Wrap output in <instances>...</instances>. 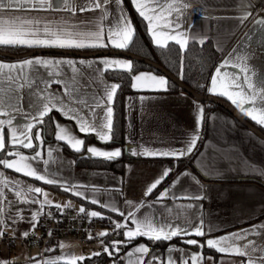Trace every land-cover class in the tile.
<instances>
[{
  "label": "crops",
  "instance_id": "0c3cea01",
  "mask_svg": "<svg viewBox=\"0 0 264 264\" xmlns=\"http://www.w3.org/2000/svg\"><path fill=\"white\" fill-rule=\"evenodd\" d=\"M127 2L131 10L135 11L138 15L139 13L132 3V0H124L121 6L125 9L128 19L132 21L130 9H128L126 4ZM146 2L150 3L151 0H146ZM163 2L164 0H161V3ZM189 3L192 7L187 9L184 14L180 16L178 22L181 24V28L177 29V31L185 32L189 37H197L196 40L190 38L188 43L193 41L198 42L200 38H203L204 41L210 40L213 43L221 57L214 67L211 76L215 73V68L228 58L229 53L246 39V34L252 37L251 40L248 41L247 52L251 54V58L247 61V66L250 72L255 71L257 76H264V44L260 43L262 33H264V26L255 24L256 20L264 19V0H189ZM244 10H247L251 15L241 24L239 17L244 14ZM108 12V19L103 22V27L105 29L109 27L110 22L114 24L115 17H118L120 14L115 4L108 6ZM100 15V10L94 12L86 11L83 13L77 11L75 16L67 11H0V18L14 16L35 18L42 22H51L53 27H55L57 23H62L67 20L70 24L77 25L78 30L92 28V25L81 24L79 23L80 21H98ZM176 15L177 13L173 12L172 16L168 17V19L175 20ZM141 18L143 19V17ZM144 21L147 27L148 21ZM174 26L175 25H173V27ZM147 33L151 43L157 46L152 39V33L149 32L148 27ZM28 49L29 51L61 50L83 53L123 50L114 48L110 44L108 47L97 49ZM35 57L45 59H73L77 61V66L85 73L81 83H83V80L91 81V86L87 90L88 95L89 97L95 95L98 99L104 97V88L106 85L110 86L113 83L118 84L105 77V70H103V65L100 64L99 61L102 59H123L130 61V59L126 57L116 55L77 56L73 54L43 52L24 58H0V62L18 63L23 59ZM81 59L92 62L93 69L99 68L101 71L93 73V69H88L85 66L79 65L78 62ZM63 68L66 73L63 76H56L51 68L39 66L36 75L33 76V74L29 72V76L32 77L33 80L39 81V89H44L46 87L45 82H48L50 84V87L47 89L49 93L54 91L57 96H63V81L71 82L70 77L73 75L71 68L67 66H63ZM109 70L124 69L113 68ZM221 71L222 73L239 74V69L231 66H226L222 68ZM49 72L53 74L48 75ZM90 73L91 75H89ZM140 73H150L152 75L163 76L166 79L164 75L148 70L141 71L135 75ZM240 75L241 78H243V74ZM211 76L208 88L211 86ZM256 79V77H253L254 82ZM58 80L62 82L57 83L56 81ZM22 82V80H17L13 87L18 90L12 92L7 91L8 82H4L6 91L3 95L6 110L9 112V115H0V120L13 118L12 126L5 125V137L8 150H19L22 154L28 156L33 155L35 151H40L41 157L38 158L37 161H31L33 167L37 168L41 173L46 174L48 178L56 179L57 184H45L43 181H38L34 178L23 176L22 173H16L11 169H7L3 165H0V174H3V179L5 180L19 181L21 188H26V186L30 185L33 187H41L44 192H47L49 194L48 198L53 201V204L52 206H45L43 211L50 208L55 209V204H61V208H65V205H72V207L68 208H73L75 210L83 206L89 212H100L101 217H105L107 214L117 216L118 220L124 221L130 228H134L135 225L131 223V219L121 217L119 215L120 211H123L125 216H127L129 211L135 212L136 219L142 220L145 216H151L154 222L158 224L170 221L185 228L189 226L188 222L199 227L200 219L202 218L204 221L203 227L207 233L205 237L182 235L180 237H175L179 239L181 243H169L164 248L162 255L149 252L146 255L134 253L132 257H128L126 253L132 251L134 247L139 244H144L151 249V244L147 243V237H139L133 241V243L127 245L123 254L119 257V260L109 258L111 261H115V264H129V260H131L132 264H137L138 259H142L143 264H149V261H152V264H169V257H171L172 264H184L185 260L188 261V264H192L190 256L192 254L201 253L205 257L202 264H236L238 261L247 260V257L220 254L215 250L217 255L214 256L213 254L203 253L198 246L183 243V241L187 239H197L201 244H204L208 238H219L238 232L241 229H249L253 225L264 224V139L257 136L244 125L237 124L235 118L227 108L220 105L228 112L220 108H212L210 106L212 104L211 102L200 101L183 91L172 93L163 90H138L133 88L134 92L128 95L125 101V145L123 147L101 142L94 134L79 132V127L75 120H69L56 110L50 113L51 118L61 126H65L71 134L75 135L77 138L85 139V146L82 150H84L86 156L93 157L86 152V148L89 146H95L102 150L121 148L122 154L129 157L125 162V170L121 176L104 169L77 167L74 160L63 152L62 144L64 143L71 150L73 149L65 141H58L55 139V128L52 133L53 139L51 140L45 138V133L40 127L33 129V134L37 131L41 132V139L44 141L43 144H40V141L33 140L34 144L39 145L33 152L20 149L22 147L12 148L11 144L8 143V141H10L11 128L16 127L17 135L19 136L24 130L22 126L29 122H33L31 120V115L36 114L35 109L30 108L28 104V100L35 102L38 99L37 96L30 94L36 90V85L33 84L30 88L28 84L25 83L23 88H19ZM133 82L132 80V83ZM208 95L224 100L252 126L255 127V125H257L264 129V126L257 124L250 117L244 116L236 105L228 100L227 97L215 95L209 91ZM17 96L23 97L19 103V111L15 108L7 107L9 103H16ZM141 97H143V99H141ZM89 102L91 103V100ZM104 102L106 103V98H104ZM65 103H68L66 97ZM71 106L78 107L76 104H72ZM199 107L204 108L205 118L199 125L200 138L193 153L179 159L162 156L132 155V151L140 152L142 150L141 146L147 147L150 151H167L185 147L186 142L191 139L192 134L198 127L196 117ZM96 111V123L99 124L104 116V109H97ZM80 114L84 115L89 120L92 119L90 113H88L86 109ZM50 150L52 151V158L49 160L48 165H44L43 160L49 159L47 153ZM7 159L12 160L18 158L12 156L7 157ZM186 159H191L190 161L197 173L186 163H181V161H186ZM168 168L173 169L169 174L170 177L168 176V181L156 192H153L149 196H144L146 188L159 177L162 171ZM45 169H47L46 173L44 172ZM185 171L197 176L201 184L204 185V188H199V186L192 181L190 176H181ZM204 173H207V175H204ZM178 176H180V183L170 189L169 196L162 201L153 203L165 188H169L170 185L173 184ZM69 186L74 187L70 188L69 191H65L64 189ZM16 190L15 185L12 183L7 187H5L3 183H0V191H3L6 197L3 203H0V208L4 209L3 214L0 215V219L5 220V225L2 227L7 229L6 236L10 238L9 241L0 242V258L14 259L20 257L22 258L21 264H37V261L43 264V261L46 259L62 257L63 259L59 261V264H66L69 258L75 256V245L64 244L65 247L63 248L59 245L56 248H50L51 250L48 249L42 256L38 249L29 248L23 243L22 233L26 230L30 231V233L33 232L27 220H30L31 213L37 211L40 205L21 202L25 197H16ZM77 190L82 193L81 196L74 194ZM192 192L206 195V198L198 201L182 199V197ZM33 197L40 202L44 200L42 194L37 195L28 193L27 198L29 200ZM92 199H96L98 203L92 204ZM126 201H131L132 204L129 205ZM141 202H143L145 206L141 207L140 211L137 212L136 206ZM149 204H151L152 207H148L147 205ZM188 204H192L194 207L187 209L186 206ZM195 205H200L201 207H195ZM112 207H115L118 211H112ZM178 213L179 218L177 219ZM21 216L27 219L21 220ZM13 220L16 222L13 223ZM209 228H211V232L208 231ZM12 230L16 232L14 238L12 236ZM127 230L126 228L125 231ZM194 230L195 229L192 228L193 232ZM260 231L261 235L249 236V239L254 241L257 247H259L260 243L264 242V230ZM151 243L153 245L155 242ZM238 243L243 244L245 241H240ZM169 247H176L182 251H173L169 253L167 251ZM26 249V252L23 251ZM82 252L87 256L90 251L82 250ZM154 256L159 259L153 260L152 258ZM207 257H212L213 259L208 260ZM85 259L89 258L86 257ZM83 261H78L77 264Z\"/></svg>",
  "mask_w": 264,
  "mask_h": 264
},
{
  "label": "snow or ice",
  "instance_id": "6c2138e0",
  "mask_svg": "<svg viewBox=\"0 0 264 264\" xmlns=\"http://www.w3.org/2000/svg\"><path fill=\"white\" fill-rule=\"evenodd\" d=\"M123 3L124 0H0V11H67L73 16H75L77 11L83 13L86 11L94 12L100 10L101 12L98 21L89 20L79 22L81 24L92 25V28L85 30H78L77 25L70 24L67 20L62 23H57L56 26L53 27L51 22H42L35 18L23 16L0 18V46L11 48L97 49L108 47L110 44L117 49H128L133 43L135 29L132 21L128 19L125 9L121 6ZM132 3L135 5L139 15L143 17L144 20L148 21V30L152 33V39L158 47L166 48L169 41H174L183 50L186 49L190 38L193 40L197 39L195 36L189 37L185 32L177 31V29L181 28V24L178 22L180 16L183 15L187 9L192 7L189 0H164L163 3H161V0H151L150 3L146 2V0H132ZM112 4L116 5L120 14L118 17H115V23L112 24L110 22L109 27L105 29L103 27V22L108 19V6ZM173 12L177 13L175 20L168 19V17L172 16ZM250 15L251 13L244 10V14L239 17L240 23L243 24ZM255 24L264 26V19L256 20ZM173 25L175 26L173 27ZM251 38V35L246 34V39L242 41L237 48H234L232 52L229 53L228 58L215 68V73L211 76V86L208 88V91L215 95L227 97L228 100L236 105L244 116L250 117L257 124L264 126V76H257L255 71L250 72V69L247 66V61L251 58V54L247 52L248 41H250ZM198 42L203 45L204 39L200 38ZM260 43L264 44V33H262ZM99 63L103 65V70L105 71L113 68L124 69L128 72L133 70V64L128 60L102 59ZM78 64L85 66L88 69H93V64L90 61L81 59ZM38 66L53 69L56 76H63L66 74L63 66L71 68V72L73 73L70 77L71 82L63 81V96H57L54 91L49 93L47 91L48 87H50L48 82H45L46 87L44 89H39V81L33 80L32 77L29 76V72H31L33 76L36 75L38 72ZM226 66L238 68L239 74H230L227 72L222 73L221 69ZM99 71H101L99 68L93 69V73ZM52 74V72L48 73V75ZM240 74H243V78H241ZM89 75H91V73ZM84 76L85 73L77 66V61L73 59H45L35 57L23 59L18 63L0 62V115H9V112L6 110L3 95L6 91L4 87L5 81L8 82V92L18 90L13 87L17 80L23 81L20 83L19 88H23L25 83H27L30 88L35 84L36 90L30 94L38 97L35 102L28 100L29 107L34 108L36 111L35 115L29 114L31 115V120L33 122L23 125L22 127L24 130L19 136L17 135V128H11L10 141H8V143L11 144L12 148H38L39 145L34 144L33 140L40 141V144H43L44 141L41 139V132L37 131L33 134V129L37 124H44V118L49 117L56 129L55 139L58 141H65L77 153L82 152V149L85 146V139L77 138L75 135L71 134L65 126H61L59 123L55 122L54 119L49 116L53 110L60 112L69 120H75L79 127V132L94 134L97 139L104 143L114 141L113 107L111 105L113 104L116 91L120 85L116 83H113L110 86L106 85L103 98L98 99L95 95L89 97L87 90L91 86V81L83 80V83H81ZM253 77L257 78L255 82ZM132 80L134 81L131 85L132 88L138 90L148 89L154 91H167L169 86L168 81L163 76L152 75L150 73L133 75ZM56 82L61 83L62 81L58 80ZM65 97L67 98L68 103H65ZM104 98H106V103L104 102ZM22 99V96H17L16 103H9L7 104V107L15 108L19 111V103ZM141 99H143V97H141ZM90 100L91 103L89 102ZM72 104H76L78 107H72ZM85 109L90 113L91 120L80 114ZM97 109H104V116L99 124L96 123ZM204 118L205 110L203 107H199L196 117L198 127L192 134L191 139L186 142L185 147L167 151H150L147 147L141 146L142 150L140 152L132 151V155L152 157L162 156L179 159L193 153L200 138L199 125L203 122ZM5 125L12 126L13 118L0 120V152L5 153L8 157L14 156L18 159L9 160L7 158H2L0 159V165H3L5 168L11 169L16 173H22L23 176L43 181L48 185L57 184L56 179L48 178L46 174L41 173L37 168L33 167L31 161H37V159L41 157L40 151H35L33 155L28 156L22 154L19 150H8L5 137ZM86 152L93 157H100L108 161H113L122 154L121 148L102 150L95 146L87 147ZM47 155L49 159L43 160L44 165L49 164V160L52 158V151H48ZM172 171V168L162 171L159 177L146 188L144 196L151 195ZM44 172L46 173L47 169H45ZM204 175H207V173H204ZM181 176H190L192 181L199 186V188H204V185L201 184L199 178L188 171L182 173ZM0 183H3L5 187L10 183L14 184L17 189L15 192L16 197H25L21 202L40 205L37 211L31 213L30 220H27V222L30 223L34 234V229L39 223L38 218L45 214L43 212L44 207L52 206L53 204V201L48 198L49 194L44 192L41 187H33L29 185L26 186V188H21L19 181L5 180L3 179V174H0ZM179 183L180 176L177 177L169 188H165L153 203L162 201L168 197L170 189L174 188L176 184ZM72 187L74 186L66 187L64 190L69 191ZM28 193H34L37 195L42 194L44 200L40 202L34 197L29 200L27 198ZM74 194L77 196L82 195L78 190L75 191ZM205 198L206 195H201L197 192H192L182 197V199L197 201ZM4 199H6L5 194L3 191H0V203H3ZM91 203L97 204L98 201L92 199ZM126 203L129 205L132 204L131 201H126ZM144 206V203L141 202L136 206V211L139 212L140 208ZM147 206L152 207L151 204ZM54 207L60 210L62 206L61 204H55ZM64 207H72V205H65ZM193 207L194 205L192 204L186 206L187 209ZM195 207L201 206L195 205ZM111 210L118 211L115 207H112ZM3 212L4 209L0 208V215H2ZM78 212L80 214H85L90 218L101 217L100 212H89L83 206L79 207ZM46 215L51 217L52 213L48 212ZM119 215L125 217V219H131V223L135 225V227L130 228L127 224L115 222L116 229L127 228L128 230L121 233L126 240L112 241L111 250L109 246H103L102 251L107 253L110 257L121 251V245L127 247L128 244L133 243V241L139 237H147L151 242H166L182 235H194L196 237H205L207 235L203 227L204 221L202 218L199 221V227L188 222L189 226L185 228L170 221L158 224L154 222L151 216H145L142 220L136 219V213L131 211L128 212L127 216H125L123 211H120ZM178 218L179 213L177 214V219ZM20 219L26 220L27 218L21 216ZM15 222L16 221L13 220V223ZM4 225L5 220L0 219V239H2L7 233V229L2 227ZM192 228L195 229L194 232L192 231ZM260 230H264V224L253 225L249 229H241L238 232L221 236L219 238H208L204 244H201L197 239H187L184 240L183 243L198 246L201 249L206 246L208 249L215 250L220 254L247 257L246 261H238L236 264H264V242L260 243L259 247H257L255 242L249 239V236L261 235ZM208 231L211 232V228H209ZM29 234L30 231L28 230L22 233L23 237H28ZM48 234L51 236V232ZM108 234L107 231H101L97 235L100 237H106ZM15 235V230H12L13 238ZM88 238L93 239L91 234H89ZM240 241H245V243H238ZM101 243L103 244V242ZM60 247L63 248L65 245L61 244ZM167 251L171 253L173 251L180 252L182 250L176 247H169ZM149 252V247L144 244H139L134 247L132 251L127 252L126 255L132 257L134 253L146 255ZM100 254L99 251L91 253L93 256H98ZM61 259L63 258L57 257L54 259H46L43 261V264H59ZM84 259V255L72 256L66 261V264H77L78 261H83ZM152 259L157 260L159 258L154 256ZM204 259L205 257L202 253L192 254L190 256L192 264H202ZM207 259L212 260L213 258L207 257ZM21 260L22 258L20 257L14 259L0 258V264H21ZM37 264H40V262L37 261ZM113 264H115V261ZM129 264H132L131 260H129ZM137 264H143V260L138 259ZM149 264H152V261H149ZM169 264H172L171 257H169ZM184 264H188V261L185 260Z\"/></svg>",
  "mask_w": 264,
  "mask_h": 264
},
{
  "label": "trees",
  "instance_id": "16d2710c",
  "mask_svg": "<svg viewBox=\"0 0 264 264\" xmlns=\"http://www.w3.org/2000/svg\"><path fill=\"white\" fill-rule=\"evenodd\" d=\"M127 7L130 9L135 34L133 37V43L129 46L128 49H123L129 54L150 60L155 61L158 60L161 65L173 76L181 80L186 86L195 91L197 94L201 96L208 95V83L211 76V73L219 61L221 55L214 47L213 43L210 40L204 41V44L201 45L199 42H189L186 49H181L180 46L174 42H168L166 48H161L155 46L151 43L149 35L147 33V27L145 21L133 10L129 3L127 2ZM1 52H8L12 54H22L28 52V48H9L0 46ZM3 59H9L6 57H1ZM133 64V70L131 72L124 70H106L105 77L108 80H112L117 82L120 87L116 91V95L114 97V101L112 104L113 107V122H114V141L109 142L110 144H115L119 146L125 145V101L128 95L134 92L132 88V76L141 72V71H153L157 74L163 75L157 69L136 60H130ZM168 81V89L166 92H178L182 91L176 84H174L171 80L166 78ZM212 108H220L227 111L220 105L212 103L210 105ZM228 112V111H227ZM51 117V114H49ZM44 124H37L34 129L40 127L44 133L45 138L47 140L53 139V123L49 117L44 118ZM236 123L242 125L237 119H235ZM263 134L264 129L255 125ZM27 152H33L34 149H23ZM63 152L71 157L75 165L80 168H90V169H104L111 171L113 173L123 175L125 170V162L129 159V157L125 154H122L120 157L116 158L113 161H108L101 158L89 157L84 154V150L82 152L77 153L71 150L66 144H62ZM8 156L5 153L0 152V159L7 158ZM191 159L186 161H181V163H186L194 172H196L193 167ZM197 173V172H196ZM170 177V176H169ZM167 177L160 186L154 192H156L161 186H163L169 179ZM105 217L110 220H118L117 216H112L107 214ZM122 236V235H121ZM171 242H179V239L175 238L171 241L166 242H155L153 245L151 241L147 240L148 244H151L150 252H154L156 254L162 255L164 252V248ZM197 248V247H194ZM203 253L213 254L214 256L217 253L212 250L204 247L201 249ZM113 258L115 260H119V256L114 254L113 256H109L107 253H102L98 256H93L92 259H85L83 262L78 264H89V263H97L104 264L105 260Z\"/></svg>",
  "mask_w": 264,
  "mask_h": 264
},
{
  "label": "built area",
  "instance_id": "2783aa9c",
  "mask_svg": "<svg viewBox=\"0 0 264 264\" xmlns=\"http://www.w3.org/2000/svg\"><path fill=\"white\" fill-rule=\"evenodd\" d=\"M45 214L39 218V223L28 237H23V243L29 248L38 249L43 256L50 248H56L61 244H72L80 247L82 250H100L103 246H109L113 240H125L122 232L126 228L116 229L115 222L126 224L122 220H110L107 217L90 218L85 214H80L73 208L46 209ZM51 212L49 217L46 213ZM101 231H107L106 237H100L97 234ZM51 232V236H49ZM89 234L93 239H89ZM122 235V236H121ZM8 236L0 239V242L9 241ZM103 242V244L101 243ZM121 251L117 254L119 257L123 254L125 246L121 245ZM104 252H101V254Z\"/></svg>",
  "mask_w": 264,
  "mask_h": 264
},
{
  "label": "water",
  "instance_id": "95a60500",
  "mask_svg": "<svg viewBox=\"0 0 264 264\" xmlns=\"http://www.w3.org/2000/svg\"><path fill=\"white\" fill-rule=\"evenodd\" d=\"M43 52H55V53H64V54H73V55H77V56H94V55H116V56H121V57H126L130 60H136V61H140L143 62L155 69H157L158 71H160L166 78H168L169 80H171L174 84H176L183 92L187 93L188 95L200 100V101H208L217 105H222L225 108H227L230 113L233 115V117L235 119H237L239 122H241L242 125H244L246 128H248L249 130H251L252 132H254L257 136H259L260 138L264 139V134L261 133L257 128H255L254 126H252L249 122H247L246 120H244L241 115L235 111L227 102H225L224 100L215 97V96H201L199 94H197L195 91H193L192 89H190L188 86H186L181 80H179L178 78H176L175 76H173L171 73H169L158 60L150 61L132 54H129L125 51L122 50H107V51H100L97 53H83V52H67V51H61V50H32V51H28L22 54H11L8 52H1L0 51V56L1 57H6V58H10V59H16V58H24V57H30L32 55H36L39 53H43Z\"/></svg>",
  "mask_w": 264,
  "mask_h": 264
},
{
  "label": "rangeland",
  "instance_id": "374dc122",
  "mask_svg": "<svg viewBox=\"0 0 264 264\" xmlns=\"http://www.w3.org/2000/svg\"><path fill=\"white\" fill-rule=\"evenodd\" d=\"M74 248L76 249L75 256L84 255V253L82 252L80 247L76 246ZM23 251L26 252L27 249L23 250ZM97 251H99L100 253L103 252V251H100V250H91L87 256H85V255L84 256H85V258L88 257L89 259H92L93 255H91V253L97 252ZM89 264H95V263H89ZM104 264H113V261H111L110 259H107V260H105Z\"/></svg>",
  "mask_w": 264,
  "mask_h": 264
}]
</instances>
